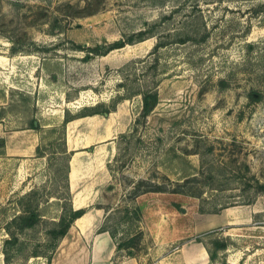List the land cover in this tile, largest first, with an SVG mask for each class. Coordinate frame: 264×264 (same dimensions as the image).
I'll use <instances>...</instances> for the list:
<instances>
[{"label": "rangeland", "instance_id": "374dc122", "mask_svg": "<svg viewBox=\"0 0 264 264\" xmlns=\"http://www.w3.org/2000/svg\"><path fill=\"white\" fill-rule=\"evenodd\" d=\"M203 21L211 31L205 40L177 41L185 27L200 29ZM144 29L157 34L106 54L92 49ZM159 39L166 45L151 53ZM0 53L9 57L6 69L0 66L6 136L17 142L24 132L37 133L45 154L27 147L26 155H7L0 142V264H51L30 253L50 250L46 230L70 199L91 214L97 204L120 205L132 180L172 188L194 174L218 187H206L202 197L172 191L140 197L146 246L139 264H264V192L244 187L254 182L252 174L264 181V0H0ZM155 57L158 74L151 69ZM140 88L159 92L145 121L142 95L135 94L110 113L68 122L70 164L74 156L83 162L68 189L66 160L57 157L67 112L110 105ZM210 168L220 172L211 175ZM32 190L43 219L19 232L9 263L8 222L27 207L20 198ZM202 202L208 210L226 207L202 212ZM206 233L229 241L214 263L197 239ZM90 243V235L72 227L55 252L61 261L82 264L81 247ZM123 252L113 261L128 259Z\"/></svg>", "mask_w": 264, "mask_h": 264}, {"label": "trees", "instance_id": "16d2710c", "mask_svg": "<svg viewBox=\"0 0 264 264\" xmlns=\"http://www.w3.org/2000/svg\"><path fill=\"white\" fill-rule=\"evenodd\" d=\"M207 22L203 21L200 26V29L193 28L195 30L185 29L180 32V34H184L178 38L177 41L182 43L187 42L189 40L199 41L200 39L205 40L211 33L209 28L207 27ZM192 27V26H191ZM202 27V28H201ZM203 31L200 33V31ZM157 33L155 31L149 30H140L137 34H132L125 38H120L109 43L104 49L101 48V45L92 47L98 54H106L109 51L124 47L129 43H135L137 41H141L146 39L147 37L154 36ZM195 34H203L202 38H198ZM75 47L86 49L87 46L81 43H75ZM166 45V42L159 39L155 44L154 49L151 53L157 52L161 47ZM151 53L149 55H151ZM154 63L151 66V69L156 72L158 67V57L154 58ZM158 82V81H156ZM220 84L225 87L227 85L225 79H220ZM122 86L125 84L122 83ZM158 86V85H156ZM135 94H141L143 98L141 117H143L144 121L147 116L152 112L157 103L159 102V92L157 88H140L128 92L127 94L120 95L118 98H115L110 105L105 104L104 102L98 103L94 106H85V108L75 114L71 112H67V116H65L64 121L58 127L61 130V134L63 135V143L64 147L62 152L57 156L59 158H63L66 160V187L71 189L70 180H69V171H70V160L72 158L73 150H68L66 145V132H67V124L71 120L77 117H83L87 115L94 114H105L110 113L111 111L116 110L118 102L122 98H129ZM253 96V94H251ZM30 127L37 128L35 121H31ZM57 129V128H55ZM92 148V147H91ZM38 155H45L40 146L37 147ZM245 168L248 172H251V168L249 164H245ZM220 170V169H219ZM216 168H210L209 173H215V171L220 172ZM213 177V176H211ZM254 179V182L250 181L245 182V188L249 189L250 187L255 188L256 193L264 192V181H261L256 177L255 174L250 176ZM210 178V176H209ZM173 184L172 188H169L166 183L156 182L152 179L147 178H139L136 180H132L129 182V189L125 193L123 198V202L117 207L112 205H102L97 204L98 208H104L105 215L102 224L100 225L98 232L108 231L113 237L117 251H124L123 255L137 257L138 253L143 250L146 246V232L143 227L144 221V211L142 205L138 201V197L144 193L151 191H172L188 194L191 196L202 197L205 192L206 187H214L215 184L212 181H201L197 175L186 176L183 181H175L171 182ZM21 201L24 202L28 199L27 207L18 214H15L13 218L8 222L7 230L10 233V237L5 240L7 248L5 249L7 262H11V257L9 254V247L11 245H17L21 240L19 236V232L23 231L27 228L35 227L40 223L43 219V214L40 210L39 203L36 202L37 197L34 190L24 194L21 196ZM255 199V196L252 198H248L245 203H251ZM205 200V198H203ZM25 203V202H24ZM226 207V204H219L214 207V210H208L204 206V202L200 205V210L202 212L213 211L219 213L222 209ZM87 207H75L72 199L68 202H65L62 205V212L57 221L53 222V225H50L47 230L48 242H46L47 248L50 247V250H40L38 247L34 248L30 256H45L49 259V262L52 261L53 254L56 251L57 247L60 244V241L65 237V235L69 232L70 228L74 225L76 220L81 217L84 213L87 212ZM207 237V238H206ZM199 241L203 242L207 248L209 253V257L211 262H216L219 259V255L222 251H225L229 247V241L227 239H222L218 237H213L212 233H206L203 236H198ZM224 263H227L224 260Z\"/></svg>", "mask_w": 264, "mask_h": 264}, {"label": "crops", "instance_id": "0c3cea01", "mask_svg": "<svg viewBox=\"0 0 264 264\" xmlns=\"http://www.w3.org/2000/svg\"><path fill=\"white\" fill-rule=\"evenodd\" d=\"M9 57H7L4 54L0 53V66L4 67L6 69L7 62L9 60ZM12 67V66H10ZM5 70H2V72ZM2 74H0V77ZM75 120V119H73ZM72 121V120H71ZM26 130V129H25ZM27 130H29L27 128ZM7 128L0 122V142L5 143L4 149L6 151L7 155H15V156H22L26 155L25 152L27 147L29 149H35L37 150L38 147V134H26L25 132L20 136V141L17 142H11L10 139L6 136ZM28 142L35 141L34 144L30 143L28 145ZM33 145V146H32ZM70 174H71V164H70V171H69V180H70ZM70 187H73L70 182ZM140 195L138 197V201H140ZM88 215V218L85 219L84 216ZM104 210L102 208H96V212H93L90 214V212L87 210L86 213H84L81 217V219H84L81 224H79V218L76 220L75 224L72 227H75L78 229L85 237L90 235L91 236V243L88 245H84L81 247V252L79 255L82 264H139V261L136 257H130L128 259L122 260L120 262L113 261V258L118 253L116 243L111 236V234L108 231H102L97 232L94 231L98 226H100L104 219ZM82 225V226H81ZM72 227L70 228L69 232L65 235V237L69 236L72 233ZM60 249V248H59ZM59 250L55 252V255L52 258L51 264H75L77 262L72 261H61L64 258H59ZM83 256V258H82ZM81 264V263H79Z\"/></svg>", "mask_w": 264, "mask_h": 264}, {"label": "bare ground", "instance_id": "6f19581e", "mask_svg": "<svg viewBox=\"0 0 264 264\" xmlns=\"http://www.w3.org/2000/svg\"><path fill=\"white\" fill-rule=\"evenodd\" d=\"M83 166V162L80 160L79 156H74L71 161V179H77L79 177V172L81 170V167ZM83 201L81 199L76 198V205H81Z\"/></svg>", "mask_w": 264, "mask_h": 264}, {"label": "water", "instance_id": "95a60500", "mask_svg": "<svg viewBox=\"0 0 264 264\" xmlns=\"http://www.w3.org/2000/svg\"><path fill=\"white\" fill-rule=\"evenodd\" d=\"M35 124L38 125V121H35Z\"/></svg>", "mask_w": 264, "mask_h": 264}]
</instances>
